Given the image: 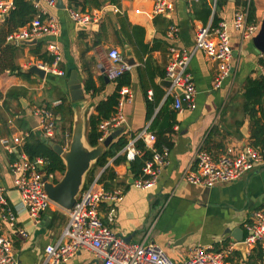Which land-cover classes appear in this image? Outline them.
Instances as JSON below:
<instances>
[{
  "label": "crops",
  "instance_id": "1",
  "mask_svg": "<svg viewBox=\"0 0 264 264\" xmlns=\"http://www.w3.org/2000/svg\"><path fill=\"white\" fill-rule=\"evenodd\" d=\"M31 1L38 10L34 17L55 18L59 33L57 36L44 35L35 42L30 40L15 44L7 41L15 47L14 63L17 68L0 74V138L12 139L30 131L31 137L41 140L43 135L32 108L47 105L57 122L56 135L51 140L64 148L70 139L73 119L74 101L69 85L72 72H76L81 84L86 133L89 116L97 114V104L116 88V81L107 82L104 78L107 51L116 47L123 60L134 59L135 63L127 71L129 83L121 86L133 96L131 102L123 106L125 122L122 126L125 129L112 142L119 136L128 142L145 130L153 133L155 143H161L160 147L166 146L169 154L168 164L158 182L149 189L133 185L131 162L122 159L114 164V158H109L108 163L116 173L115 188L122 189V199L102 203V218L107 221L112 208L114 220L110 227L117 234L130 242L154 243L175 264H182L194 245L223 249L231 243L236 244L232 231L240 228L244 235V224L250 220L253 211L264 204V164L235 181L210 188L189 184L182 179V175L191 168L193 156L200 147L218 156L227 147L238 151L246 145L263 146L264 97L253 109L262 131L251 138L250 133L256 126L243 110L242 95L246 79L261 76L258 62L262 53L254 46L253 37L264 18V0H219V3L217 0H203L205 6L201 0H173L174 8L167 15H153L152 0H119L118 4L109 0H76L80 3L77 7L69 6V0H61L63 7L58 5V0L54 7H48L42 0ZM245 5H248V12L251 7L253 20L249 21L256 23L258 29L253 37L243 38L228 25L233 50L230 76L219 88H213L216 63L197 51L189 69L197 91L196 108L177 112L172 100L167 110L161 113L168 98L165 79L168 46L175 44L192 48L197 29L210 25L213 15L219 21L230 22L234 13ZM70 7L89 13L95 20L89 25L75 23L67 11ZM206 7L210 9L207 16ZM3 20L4 17L0 19V25ZM170 24L178 28L175 40L166 36ZM50 44L58 47L60 60L56 66L63 72L62 75L50 71L53 61V55L48 50ZM32 65L45 69L43 78L28 71ZM87 71L95 91L85 90ZM55 101L60 103L53 105ZM254 141L259 145H254ZM23 143L14 145L11 152L0 145V184L16 213L15 226L0 220V232L11 237L17 264H40L45 245L59 239L67 223L68 212L51 202L35 222L22 206L13 187L8 164L28 157L22 151ZM143 143L149 147L146 142ZM38 167L46 174L44 160ZM51 175L53 181L54 177L59 180L62 172L56 171ZM16 228H21L26 236ZM236 250L238 253L232 261L228 260L232 253L229 254L228 262L244 264L247 253L243 257L238 249L233 252ZM61 264H102V261L92 252L80 249Z\"/></svg>",
  "mask_w": 264,
  "mask_h": 264
},
{
  "label": "built area",
  "instance_id": "2",
  "mask_svg": "<svg viewBox=\"0 0 264 264\" xmlns=\"http://www.w3.org/2000/svg\"><path fill=\"white\" fill-rule=\"evenodd\" d=\"M48 7H54L56 0H42ZM215 4V2H214ZM13 7V0H0V17H5ZM174 8L173 0H152L153 15H167ZM71 19L81 25L91 24L95 18L87 12L68 8ZM43 14L45 11H42ZM248 5L234 13L230 22L219 21L216 26L207 25L197 29L192 48L179 47L175 44L168 46V61L165 69V79L170 81L166 96L173 100V108L177 112L184 109L196 108V87L190 69V63L197 51L204 57L216 63L217 71L213 79V88H219L231 73V59L233 50L230 45L228 25L230 24L243 38L253 37L258 25L249 21ZM178 28L170 24L166 36L170 40L177 37ZM59 25L55 18L41 19L34 17L28 24L10 33L7 41L27 42L36 40L44 35L57 36ZM53 55L50 71L62 75L63 72L56 66L60 60V53L56 44L48 46ZM262 54H260L261 56ZM108 63L104 67V74L109 81L115 82L120 75L128 71L127 65L120 51L112 47L106 54ZM259 73L264 77V63L259 64ZM117 103L114 111L99 121L97 130L100 133L98 142H102L113 130L121 127L125 122L123 106L131 102L132 93L125 87L118 90ZM151 95V94H150ZM60 101L53 102L58 105ZM32 113L38 118V127L43 137L50 140L56 135L57 122L54 113L47 105H36ZM30 136V131L22 132L12 139L0 138V145L11 152L13 146L23 143ZM141 139L149 145L152 156L145 161L140 174L133 179V185L140 189H149L159 180L163 168L168 164V148L161 146L157 149L155 135L141 130L136 138L128 141L118 154H122L126 161L131 162L140 150L135 146V141ZM13 143V145H12ZM146 146V145H145ZM147 147V146H146ZM117 154V155H118ZM114 158V157H112ZM42 159L24 157L8 164L9 173L13 178V187L20 197L22 206L30 218L38 221L41 214L51 204L44 191V175L38 165ZM264 164V146L254 147L246 145L235 151L227 147L218 156L212 155L204 148H199L192 159V166L186 170L182 179L189 184L202 187H213L216 184L228 183L237 180L244 173ZM106 165H109L107 162ZM105 165V166H106ZM104 168L98 169L91 182L83 187L77 196L71 210L68 212L67 223L59 239L55 243L46 244L40 264H61L64 259L73 257L80 249H86L102 261V264H175L169 256L154 243L130 242L117 234L110 224L113 222L111 208L108 220L104 221L100 213V205L104 202H115L122 199V189H105L99 177ZM0 220L9 226H15L16 213L8 201L5 188L0 184ZM245 234L242 241L245 243L248 254L253 247L259 245L262 250L261 262L264 264V204L255 209L252 217L244 224ZM21 235L26 233L21 228H16ZM236 248L231 243L223 249L216 250L213 246L194 245L189 250V255L182 264H230L227 260L229 254ZM0 264H17V259L12 249L11 237L0 232Z\"/></svg>",
  "mask_w": 264,
  "mask_h": 264
},
{
  "label": "trees",
  "instance_id": "3",
  "mask_svg": "<svg viewBox=\"0 0 264 264\" xmlns=\"http://www.w3.org/2000/svg\"><path fill=\"white\" fill-rule=\"evenodd\" d=\"M109 2L118 4L119 0H109ZM201 2L205 6L204 1L201 0ZM217 3H219V0H217ZM78 4L80 3L76 0H69V6L77 7ZM251 11L252 10L250 7L249 19L253 20V12ZM209 12L210 9L206 7V16ZM37 13V7L31 0H13V7L9 10L8 14L4 17V20L0 25V74L6 70H14L17 68L14 63L15 47L13 45L8 44V35L19 27L28 24ZM194 15L200 16L199 14L195 13ZM218 21L219 19L215 15H213L210 25L216 26ZM43 59L45 62L47 61L44 55ZM262 63H264V52L260 56L258 64ZM116 82L117 85L115 90L97 104V114H91L88 118V127L85 136L88 144L92 147L96 146L99 143L98 137L100 133L97 130V125L99 121L103 118H107L112 113L117 103V98L119 95L118 90L121 86L129 83V74L127 73V71L123 72L120 77L117 78ZM84 86L87 92L95 91L93 80L89 71H87L86 78L84 79ZM242 96L244 99L243 110L250 116V121L256 126L254 130L250 133V137L255 138L257 134H261L262 126L259 124V120L255 119V112L253 111V109L256 104L261 103L262 98L264 97V77H248L244 84ZM171 102L172 99L168 96V98L165 100L164 107L161 108L162 111L160 112L162 113L163 111L167 110V107L169 104H171ZM68 111L71 112L70 109ZM172 114L173 112L171 111V117ZM126 142L127 140L124 137L119 136L116 141L110 143V145L103 150V152L98 156L96 161L91 165V167L87 171L83 187H86L91 182L98 169L104 168L99 177V180L101 181L105 189L115 188L116 173L111 165L106 164L109 158L112 157H114V164L124 159V156L122 154L117 155V153L122 149ZM253 143L254 145H259V143L255 141ZM160 144L161 143L156 142L154 145L155 147L160 148ZM261 145L264 146V143H261ZM135 146L140 150V153L131 161V172L134 175V178L140 174L145 161L150 159L152 156V150L146 147L143 141L139 139L136 140ZM22 151L31 159L39 157L42 158L44 160L43 169L46 175L54 174L56 171L62 172L65 168L61 157L56 154L47 143L43 142L39 138L31 137V133L30 136L24 141L22 145ZM57 181L58 179L54 177V182ZM216 250L219 249L216 248ZM236 253H238L237 250L232 252L228 260L232 261V257L235 256ZM261 259V247L259 245H256L247 254V259L244 261V264H261Z\"/></svg>",
  "mask_w": 264,
  "mask_h": 264
},
{
  "label": "water",
  "instance_id": "4",
  "mask_svg": "<svg viewBox=\"0 0 264 264\" xmlns=\"http://www.w3.org/2000/svg\"><path fill=\"white\" fill-rule=\"evenodd\" d=\"M58 2V5L63 7L62 1L58 0ZM0 19H2V17H0ZM30 42H35V40ZM13 43L17 44L16 42ZM253 44L258 52H264V18L260 23V29L258 33L253 37ZM124 62L129 66H132L135 63L134 59H124ZM28 71L41 78H43L45 75V69L37 65L30 66ZM70 77V96L72 101H74V106L68 148L64 149L58 143H55L53 140H48L45 137H42L41 139L43 142L47 143L56 154L61 156L65 165V168L62 171V176L57 182H54L53 179L48 180L47 176L44 175V191L52 203L66 211L71 210L74 203L76 202L77 196L83 188L85 175L91 165L96 161L103 150L110 145L112 140L120 135L125 129V126H121L112 131L102 142L98 143L96 146H90L85 136V107L81 103V84L76 77V72H72ZM104 78L105 81L108 82L106 76H104ZM166 81L167 86H169L170 81L167 79ZM232 235L237 241L236 248L241 252L243 257H245L246 247L245 243L242 241L243 231L240 228H236L232 231Z\"/></svg>",
  "mask_w": 264,
  "mask_h": 264
},
{
  "label": "rangeland",
  "instance_id": "5",
  "mask_svg": "<svg viewBox=\"0 0 264 264\" xmlns=\"http://www.w3.org/2000/svg\"><path fill=\"white\" fill-rule=\"evenodd\" d=\"M72 115H73V113H72ZM71 127H72V125H71ZM70 135H71V133H70ZM51 140V139H50ZM69 141H70V139H69ZM68 144H69V142L67 143V145L64 147V149H67L68 148Z\"/></svg>",
  "mask_w": 264,
  "mask_h": 264
}]
</instances>
